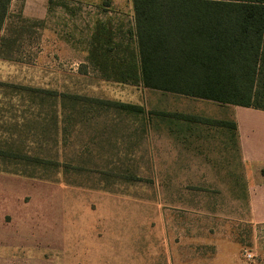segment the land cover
Segmentation results:
<instances>
[{
	"label": "rangeland",
	"instance_id": "obj_1",
	"mask_svg": "<svg viewBox=\"0 0 264 264\" xmlns=\"http://www.w3.org/2000/svg\"><path fill=\"white\" fill-rule=\"evenodd\" d=\"M19 11L45 25L32 64L0 59V151L21 156H0V256L264 264L234 132L177 118L235 108L106 80L88 63L97 22L132 29L131 0H12Z\"/></svg>",
	"mask_w": 264,
	"mask_h": 264
},
{
	"label": "trees",
	"instance_id": "obj_2",
	"mask_svg": "<svg viewBox=\"0 0 264 264\" xmlns=\"http://www.w3.org/2000/svg\"><path fill=\"white\" fill-rule=\"evenodd\" d=\"M11 2L0 0V59L32 64L44 21L26 18L21 11L10 13ZM131 4V30L122 31L109 20L97 22L90 39L87 61L106 80L264 111V0H131ZM177 118L236 131L235 123ZM0 156L21 157L5 151Z\"/></svg>",
	"mask_w": 264,
	"mask_h": 264
},
{
	"label": "crops",
	"instance_id": "obj_3",
	"mask_svg": "<svg viewBox=\"0 0 264 264\" xmlns=\"http://www.w3.org/2000/svg\"><path fill=\"white\" fill-rule=\"evenodd\" d=\"M195 100H200L211 106L217 105V107H224V105L211 101ZM232 107L235 109L230 113L229 110L217 115L214 113H203L205 117H199L212 121L225 122L227 124L235 123L236 131L234 133L238 145V152L242 159L241 163L247 190L250 219L256 226L264 225V175L261 174V170L264 168V111L237 106ZM230 117H232V121L229 120ZM214 128L221 129L222 132L228 129V127ZM25 259H28L26 260L27 264H44L45 261L42 258L34 256H28ZM21 262L25 263L19 257L9 255L0 256V264H20Z\"/></svg>",
	"mask_w": 264,
	"mask_h": 264
},
{
	"label": "built area",
	"instance_id": "obj_4",
	"mask_svg": "<svg viewBox=\"0 0 264 264\" xmlns=\"http://www.w3.org/2000/svg\"><path fill=\"white\" fill-rule=\"evenodd\" d=\"M244 257H245V259H247V260H252L253 259V255L251 254V253H246L245 255H244Z\"/></svg>",
	"mask_w": 264,
	"mask_h": 264
}]
</instances>
